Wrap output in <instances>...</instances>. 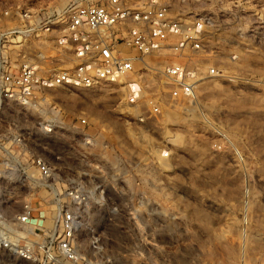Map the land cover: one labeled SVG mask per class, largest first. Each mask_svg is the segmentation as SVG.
<instances>
[{
	"label": "rangeland",
	"instance_id": "obj_1",
	"mask_svg": "<svg viewBox=\"0 0 264 264\" xmlns=\"http://www.w3.org/2000/svg\"><path fill=\"white\" fill-rule=\"evenodd\" d=\"M190 1L202 10V0ZM213 3L251 18L264 11V0ZM239 60L230 77L200 82L193 98L172 99L155 72L136 104L126 79L46 89L29 136L50 160L53 188L31 163L1 171L5 214L31 202L42 228L31 239L42 241L54 223V189L97 185L102 192L78 210V240L93 264H264V46ZM150 94L162 101L157 114L145 105ZM50 118L56 128L45 133L39 125ZM12 262L70 264L39 251Z\"/></svg>",
	"mask_w": 264,
	"mask_h": 264
},
{
	"label": "built area",
	"instance_id": "obj_2",
	"mask_svg": "<svg viewBox=\"0 0 264 264\" xmlns=\"http://www.w3.org/2000/svg\"><path fill=\"white\" fill-rule=\"evenodd\" d=\"M190 2L0 0V172L31 163L53 188L50 160L33 151L29 136L31 111L43 110L46 89L126 79V99L136 104L144 80L155 72L172 99L193 98L200 82L230 77L241 53L264 46V11L251 18L213 0H202V10ZM157 58L162 60L155 65ZM144 98L151 114L161 111L158 95ZM80 121L85 129L87 118ZM39 126L52 133L56 122L50 118ZM101 192L86 183L54 189V223L42 241L31 239L42 230L31 202L8 217L0 200V264H13V256L33 260L37 251L52 261L93 264L78 240V210L87 196Z\"/></svg>",
	"mask_w": 264,
	"mask_h": 264
},
{
	"label": "bare ground",
	"instance_id": "obj_3",
	"mask_svg": "<svg viewBox=\"0 0 264 264\" xmlns=\"http://www.w3.org/2000/svg\"><path fill=\"white\" fill-rule=\"evenodd\" d=\"M147 81H150V79H147ZM147 81H146V82H147ZM151 82H152V81H151ZM66 99H67V97H66ZM65 105H66L68 108L71 107V104H70V103H65ZM198 215H199V216H202V213L199 212Z\"/></svg>",
	"mask_w": 264,
	"mask_h": 264
}]
</instances>
